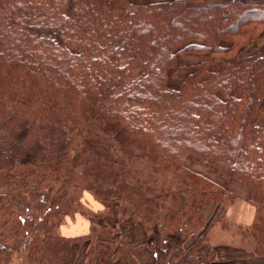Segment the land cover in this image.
<instances>
[{
    "label": "trees",
    "instance_id": "trees-1",
    "mask_svg": "<svg viewBox=\"0 0 264 264\" xmlns=\"http://www.w3.org/2000/svg\"><path fill=\"white\" fill-rule=\"evenodd\" d=\"M263 31L264 0H0V216L15 215L27 231L16 193L28 195L26 207L41 197L48 214L87 190L103 212L84 215L88 231L58 237L91 245L92 264H122L138 247L124 223L152 230L157 199L171 193L169 242L154 253L167 264H210L220 251L201 235L176 254L177 230L189 235L204 224L202 209L213 217L230 195L226 183L236 180L256 207L250 232L254 253L264 255V44L235 55ZM189 50L216 58L198 61L172 88L168 70ZM124 140L146 151V171L110 153ZM186 157L206 162L213 175L184 167ZM178 168L192 185L184 223L176 213L181 191L164 182ZM12 229L3 252L19 237ZM26 231L20 252L44 237Z\"/></svg>",
    "mask_w": 264,
    "mask_h": 264
},
{
    "label": "rangeland",
    "instance_id": "rangeland-1",
    "mask_svg": "<svg viewBox=\"0 0 264 264\" xmlns=\"http://www.w3.org/2000/svg\"><path fill=\"white\" fill-rule=\"evenodd\" d=\"M264 33V32H262ZM264 44V34L259 35L256 39H253L252 42H249L247 44H244L242 47H240L235 55L237 56H244L253 53L256 51L259 47H261ZM210 57H215L214 55L208 53V52H199L195 50H189L181 52L177 55L176 65L168 70V85L172 88H176L179 86L180 82L183 80L185 75L189 72H191L195 65L198 63V61L202 59H210ZM216 58V57H215ZM218 57L217 59H219ZM230 59H234V54L230 57ZM220 60V59H219ZM212 68H215V65H211ZM233 93L239 94V91L237 89H233ZM77 140V142H76ZM75 140L76 145H78L80 141V137H77ZM113 153L114 155H118L119 158L123 159L126 164H128L129 168L133 170V168L140 169L142 168L144 171H146L150 165L148 164L147 157H146V151H144L142 148H134L131 150L129 147L128 141L124 140L122 145V151H119L118 154L110 150V153ZM183 166L194 171V172H203L204 174L213 175L212 168L210 165H208L206 162H202L199 160H195L191 157H186L183 162ZM127 168V167H126ZM126 173V172H124ZM168 180H165V184L169 185L173 190L177 189L180 192L179 198H178V209L176 213H180V217L182 222L184 223L185 216L184 209H182L183 202L186 200L188 201L190 196V191L192 188L190 177H188L186 171L183 168H178L173 171H169L168 173ZM159 182L162 180V176L158 175ZM181 185V188L179 187ZM57 186L54 187V191L56 190ZM65 189V188H64ZM68 189V186L67 188ZM78 198H75V197ZM17 197L18 203L13 202L14 208L18 210L20 217L19 220L26 219L27 223L30 225V228L28 227L27 231L24 230L25 227L22 226L20 223L15 224L18 222V219H14L15 215L12 219H10L6 214L3 216H0V241L4 238V235L8 234L10 236H14L16 231L15 229L10 230L9 228L12 225H16L17 227V233L19 237L13 242L7 252H3L0 250V264H92L93 262V253L92 249H90L89 245L88 247L84 242H75V240L72 239H63L58 236H74L78 235L80 233H83L80 228L83 224L87 223V220L85 219L84 215L87 216V214L94 213L96 211L97 214L103 212L104 207L103 203L100 201L98 196H95L91 192L87 190H82L74 192V196L67 195L66 202H69V204L59 205L58 207H55L51 209L48 214L46 213V205L40 206V201L37 200L31 202L29 207H26V201L28 198V195L25 193H16L14 195V198ZM163 196L161 195L160 198L157 199V203L161 206L158 208V215L153 216L151 218V221L148 223V228L151 229V227L156 223L157 225L152 228V230L146 232L147 237H150V243L148 244L149 250L160 252V254H163L165 252V249L167 248L169 239H167V229L164 225V213H166L167 206L170 205L171 207L173 201H172V195H170L165 199H162ZM223 207H227L231 204V199L228 194L223 196ZM36 205V207L34 205ZM130 205L129 203L127 204ZM38 207V208H37ZM220 207V206H219ZM72 210H71V209ZM162 208V209H161ZM11 209V208H10ZM70 209V210H69ZM41 211V212H40ZM213 211V210H212ZM211 211V212H212ZM45 212V213H44ZM210 210L208 209H202L200 215H202V219L204 218V224L202 225H194L192 227L193 233H190L189 235L184 234L183 231H181V228L177 230L176 232L179 234V238L177 239L178 243H176V254L180 255L184 254V249L188 245V243L194 239L196 236L201 235L203 237L204 242L208 244L209 240L214 239L211 235L216 236L219 241L222 242H234L236 240L238 241H247L250 243L252 240H256V232H250V229H247L246 227L244 229L238 228L235 225H232L228 222L226 218H224V211L219 210L217 214H214L213 217ZM39 214H42L38 216ZM187 214V213H186ZM0 215H2V211H0ZM90 216V215H89ZM219 218V222L217 225L218 227H214L212 230L210 229L208 231L209 226L212 224V221ZM90 218H93L91 215ZM212 218V219H210ZM46 219V220H45ZM205 221H209L208 223ZM130 221L124 223V227L127 228V231L130 230L133 231L132 225H129ZM184 224H181V226ZM146 227V226H145ZM223 228V229H222ZM75 229V230H74ZM63 230V233H62ZM141 234L142 228L140 227ZM25 231L27 234L30 233H36L39 232L41 235L43 234L44 237H39L37 240H34L33 245L29 246L28 251L24 250L23 252H20V244L22 242V237L24 236ZM208 231V233H206ZM214 231V232H213ZM45 232H49L48 234ZM212 232L214 234H212ZM192 234V235H191ZM54 235V236H51ZM133 235H136L137 237H141V235L137 232ZM132 235V236H133ZM130 236L131 241H134V239ZM264 236V235H263ZM262 236V238H264ZM49 237V238H48ZM178 237V236H177ZM146 238V236H145ZM216 238V239H217ZM146 240H149V238ZM168 240V241H167ZM149 242V241H147ZM256 242V241H255ZM56 247H59L58 249L63 248V250L67 247L66 254H62L59 250L56 251ZM70 247V249H69ZM141 247H139L140 249ZM18 249L20 251H18ZM159 254V253H158ZM64 255V260H63ZM179 256V257H180ZM158 257V255L156 256ZM171 264H192L191 260L181 259L179 262L174 263V259L171 258ZM122 264H138L137 260L134 258H131L129 256L126 257L125 262L123 261ZM152 264H167V259L165 262H160L158 258L153 261Z\"/></svg>",
    "mask_w": 264,
    "mask_h": 264
},
{
    "label": "crops",
    "instance_id": "crops-1",
    "mask_svg": "<svg viewBox=\"0 0 264 264\" xmlns=\"http://www.w3.org/2000/svg\"><path fill=\"white\" fill-rule=\"evenodd\" d=\"M261 34L264 33H260L259 35ZM226 187L228 193L230 192L229 196L231 199V204L228 205L227 207H223L221 205L220 207L217 208V210L214 209V214H217L219 210L224 211L225 213L224 218H226L230 224L235 225L238 228L241 227V229H244L245 227L247 229H250V226L252 225V222L255 217L256 207L250 200V191L248 187L242 185L240 182L236 180L228 181L226 183ZM219 220L220 219L216 217V219L212 221V224L209 226L208 231L210 229L215 230L213 228L219 226L217 225ZM86 222L87 223L83 224L80 228H78L83 230L82 231L83 233L88 231L89 229V221L87 220ZM208 231H206V233H208ZM133 232L134 233L138 232L141 235V237L140 236L137 237L136 235H133ZM213 232L212 234H214ZM142 233L143 235L141 234L140 227L136 226L134 227L133 231L130 230L129 232H127V239L129 244L138 246L135 249L136 260L138 264H152L153 261H155V259L157 258L156 257L157 255L154 253V251L152 250L150 251L149 248H147L150 242H147L148 240H146L145 238L146 232H143L142 230ZM130 236H132L134 241H131ZM211 236L214 239L209 240L208 245H212L218 251H220V256L214 258L210 262V264H264V255L254 253L255 240L250 241V243L248 242V240L247 241L236 240L234 242L225 243L219 241L216 236L213 235ZM139 247L141 248L139 249Z\"/></svg>",
    "mask_w": 264,
    "mask_h": 264
}]
</instances>
